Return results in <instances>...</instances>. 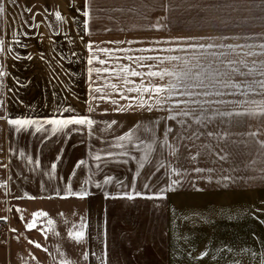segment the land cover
Returning <instances> with one entry per match:
<instances>
[{
	"label": "crops",
	"instance_id": "crops-1",
	"mask_svg": "<svg viewBox=\"0 0 264 264\" xmlns=\"http://www.w3.org/2000/svg\"><path fill=\"white\" fill-rule=\"evenodd\" d=\"M0 7V221L11 228L0 264H160L155 109L121 98L113 75L89 76L85 0H1ZM98 60V69L107 64ZM73 116L95 123H46ZM7 119L37 123L18 131ZM129 132L131 140L118 139ZM69 186L88 194H68ZM37 211L47 216L29 230Z\"/></svg>",
	"mask_w": 264,
	"mask_h": 264
},
{
	"label": "rangeland",
	"instance_id": "rangeland-1",
	"mask_svg": "<svg viewBox=\"0 0 264 264\" xmlns=\"http://www.w3.org/2000/svg\"><path fill=\"white\" fill-rule=\"evenodd\" d=\"M89 5L91 29L87 38L88 43L91 41L93 45L92 52H89V56L93 57V63L89 65V68L93 69L91 74L97 73L95 69H98V65L95 61L105 60L107 64L99 69L116 70L107 73L115 76L117 89L122 91L123 97L128 99L131 95L129 101L138 107L143 101L145 106L140 109H146L149 105L155 109L154 96L149 92H143L142 87L154 88V77L146 74L149 68L138 66L140 63L153 65V60L139 62L135 60L140 56L153 57L152 16L140 17L146 13L151 14V0H90ZM108 13H111V16H108ZM97 49H108L109 51L101 52ZM128 57H133V59L130 60ZM125 66L141 72L142 75L131 76L120 72V69ZM107 73L100 72V74ZM125 79L129 83L126 84ZM128 88L140 89V91L129 92Z\"/></svg>",
	"mask_w": 264,
	"mask_h": 264
},
{
	"label": "snow or ice",
	"instance_id": "snow-or-ice-1",
	"mask_svg": "<svg viewBox=\"0 0 264 264\" xmlns=\"http://www.w3.org/2000/svg\"><path fill=\"white\" fill-rule=\"evenodd\" d=\"M89 0H85V10L83 11V16L85 17V20H84V31L86 34H88V24H89V19H90V13H89ZM3 11V8L0 7V12ZM79 11V9H78ZM55 18L56 20L58 21H62L64 18L62 17L61 13L60 12H55ZM2 43V42H0ZM87 49L89 50V52H92L93 50V45H92V42L90 41L87 45H86ZM189 47H199L201 49H204V48H212L214 47V45L212 44H208V45H198V46H189ZM223 47V46H221ZM228 47H232L231 45H228ZM261 48H264V45H260ZM98 51H101V52H108L109 50L108 49H97ZM120 51H123V50H120ZM143 51V50H141ZM168 51H172V49H168ZM29 59L31 58L30 56L28 57ZM128 59H133V57H128ZM167 60L171 61V60H180L181 58L180 57H177V56H170V57H167L166 58ZM136 61H144V60H160L159 57H152V56H140V57H136L135 58ZM163 61H161L162 63ZM87 63L89 65H91L93 63V57L90 56L88 58V61ZM98 63H100L101 65L105 64L106 61L103 60V59H99L98 60ZM185 65H187L188 61H184ZM139 67H147L149 68L150 70L146 73L148 76H151V77H159L160 79H164L165 76H170V77H173L177 83L176 84H172V85H169V87L167 89H165L164 87H160V86H156L154 88H150V87H147V86H142L143 87V92H149L151 93L152 96H159V94L161 92H164V91H167L169 93H172L176 90V88L178 86H183L184 88V91L181 93L182 95H187V96H190V97H193V96H200V95H203V96H208V95H211V93L205 91L203 93H194L192 91H189L188 89H191V88H194V87H203L204 86V80L201 79V73H195L193 74L191 69L189 68L188 71H182V72H174V71H170L168 70L167 68L165 69H162V70H157V71H153L151 70L153 68V65H145L143 63H140L138 64ZM197 67L199 66L198 64L196 65ZM95 71L97 73L101 72V71H104V72H115L116 70L115 69H109V68H104L103 70L101 69H95ZM233 73H238L240 76H246L248 74H250L252 72V69H249V72L248 73H244V72H239L238 69H235L233 68L231 70ZM93 72V69L90 67L88 69V73H89V76H91V73ZM120 72L122 73H126L128 75H131V76H141L142 73L139 72V71H135V70H132L130 69L129 67L125 66V67H122L120 69ZM6 75V73H4L3 71H0V76H4ZM223 75H229L228 73H224ZM261 75H264V72L261 73ZM198 81V83H189V81ZM126 84L129 83V81L127 79H125L124 81ZM259 83V86L262 90H264V81H259L257 82ZM112 88H116V85L115 84H112L110 85ZM234 87H239V85H233ZM129 92L131 91H140V89H133V88H128L127 89ZM96 92H100L101 89L100 88H96L95 89ZM220 93H217V95H219ZM244 95H247V93H244ZM121 98H127V97H121ZM151 98V97H150ZM101 99H103V97H101ZM113 103H115V101H113ZM156 103L159 105L161 103L160 99H157L156 100ZM182 103H184L185 105V108L182 109L180 111V115H183V116H192V118L196 121V122H199V117L196 116L194 114V110L192 109H189L188 108V104L191 103V104H198L199 102L195 99H192L191 101H183ZM244 103H250V104H254V105H257V111L256 112H252V113H235V115H243V114H249V115H260V116H264V101H257L255 99L253 100H246L244 101ZM144 102L141 101V103L139 104V107H144ZM179 103H177L175 105V107L179 108ZM129 107H131V105H129ZM152 106L149 105L148 106V109L151 110ZM92 109L90 108L89 111H91ZM66 111H71V109H66ZM234 113H231V112H227V113H224V112H221L219 113V115H222V116H232ZM169 119H175L174 116H169L168 117ZM0 119H4V117L0 116ZM7 123L9 125H15V126H19L17 128V130L19 131L20 128L22 127H26L28 125H31V124H34V123H37V121H34V120H29V119H7ZM46 123L48 124H51V125H56V126H59L60 128H63V127H67L68 125H87L89 129H91L92 125L95 123L92 119L88 118V117H84V116H80V117H76V116H73L71 118H67V119H50V120H47ZM112 123H115V121H113ZM55 130H58V129H54ZM133 133L132 132H129V133H126L124 134L123 136L119 137L118 139L121 140V141H124V140H131V137H132ZM144 141L143 140H139V142L137 144L134 145V147H139L141 144H143ZM120 147H123V145H119ZM169 147L171 148L172 146L169 145ZM261 147H264V142H261ZM108 155H111V153H109ZM120 155H127V153H120ZM96 160H100L101 157L100 156H96L94 157ZM224 157H221V159H223ZM84 162L83 161H78L77 162V167H79L80 164H83ZM143 165H141L142 167ZM56 168V164L53 163L52 164V169L53 171L55 170ZM173 172H176L175 169L172 170ZM197 172L201 171V169L197 168L196 169ZM75 174V172H73V175ZM178 174V173H177ZM227 179V178H226ZM110 180V178H106L105 179V183H108ZM173 184L176 183V181H173L172 182ZM97 187H100V185H97ZM147 187V185H146ZM171 187V185L169 186ZM68 191V194H71V195H76L78 197H84L86 196L88 193L84 190H81V192L79 193H72L71 192V189H70V186H69V189L67 190ZM27 195V194H25ZM136 196H139L140 193L137 192L135 193ZM105 196H108V193H105ZM30 199H34L35 197H28ZM61 198H67V196H64V197H61ZM134 196L132 194H127V199L131 200L133 199ZM17 211H19V209H17ZM33 222L31 223H28L26 224V227L30 230L32 229L34 226H35V218L37 217H44V216H47V213L43 212V211H37V212H34L33 214ZM53 221L51 219H48L47 221V224L49 226L53 225ZM13 231H15L13 229ZM68 236L70 239H73L75 240L76 242H79L82 238H83V233L82 232H79V231H69L68 233ZM29 243L31 244H34V246L36 248H41V245L36 243L35 241H29ZM203 255V254H202ZM62 264H67V261H64L62 262ZM262 264H264V262H262Z\"/></svg>",
	"mask_w": 264,
	"mask_h": 264
},
{
	"label": "built area",
	"instance_id": "built-area-1",
	"mask_svg": "<svg viewBox=\"0 0 264 264\" xmlns=\"http://www.w3.org/2000/svg\"><path fill=\"white\" fill-rule=\"evenodd\" d=\"M10 232V223L6 220L0 221V242H7Z\"/></svg>",
	"mask_w": 264,
	"mask_h": 264
}]
</instances>
